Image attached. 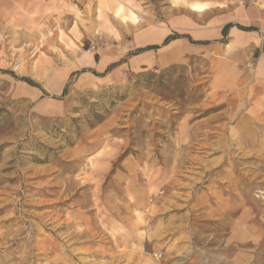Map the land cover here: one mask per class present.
Masks as SVG:
<instances>
[{
  "label": "rangeland",
  "instance_id": "rangeland-1",
  "mask_svg": "<svg viewBox=\"0 0 264 264\" xmlns=\"http://www.w3.org/2000/svg\"><path fill=\"white\" fill-rule=\"evenodd\" d=\"M97 6L0 0V264H264V133H203L193 65L72 73Z\"/></svg>",
  "mask_w": 264,
  "mask_h": 264
},
{
  "label": "crops",
  "instance_id": "crops-1",
  "mask_svg": "<svg viewBox=\"0 0 264 264\" xmlns=\"http://www.w3.org/2000/svg\"><path fill=\"white\" fill-rule=\"evenodd\" d=\"M128 4L98 0L93 20L85 14L89 23L79 21L77 35L69 37L80 55L72 73L104 79L118 70L193 65L207 97L221 105L200 122L203 133H264V0H163L158 12L148 10L151 22L122 19L118 30L111 21L120 5L128 16ZM91 38L108 44L88 51L82 40Z\"/></svg>",
  "mask_w": 264,
  "mask_h": 264
},
{
  "label": "built area",
  "instance_id": "built-area-1",
  "mask_svg": "<svg viewBox=\"0 0 264 264\" xmlns=\"http://www.w3.org/2000/svg\"><path fill=\"white\" fill-rule=\"evenodd\" d=\"M93 49H94V47H93ZM247 66L248 67H252L253 66V62L247 63Z\"/></svg>",
  "mask_w": 264,
  "mask_h": 264
},
{
  "label": "trees",
  "instance_id": "trees-1",
  "mask_svg": "<svg viewBox=\"0 0 264 264\" xmlns=\"http://www.w3.org/2000/svg\"><path fill=\"white\" fill-rule=\"evenodd\" d=\"M24 80H26L27 82H29V83H31V84H34L31 80H29V79H26V78H24Z\"/></svg>",
  "mask_w": 264,
  "mask_h": 264
}]
</instances>
